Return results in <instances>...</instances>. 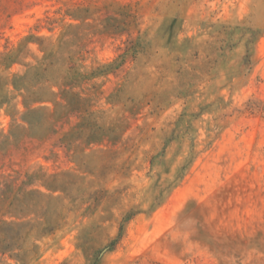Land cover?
Returning a JSON list of instances; mask_svg holds the SVG:
<instances>
[{"label":"rangeland","instance_id":"rangeland-1","mask_svg":"<svg viewBox=\"0 0 264 264\" xmlns=\"http://www.w3.org/2000/svg\"><path fill=\"white\" fill-rule=\"evenodd\" d=\"M0 264H264V0H0Z\"/></svg>","mask_w":264,"mask_h":264}]
</instances>
